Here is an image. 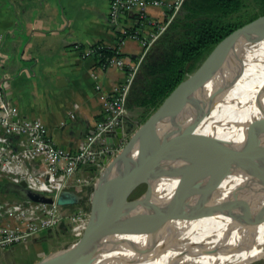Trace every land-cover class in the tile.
I'll return each mask as SVG.
<instances>
[{"label":"water","instance_id":"obj_1","mask_svg":"<svg viewBox=\"0 0 264 264\" xmlns=\"http://www.w3.org/2000/svg\"><path fill=\"white\" fill-rule=\"evenodd\" d=\"M264 32V12L234 27L218 39L199 64L180 79L158 105L140 122L126 120L104 140L117 145L116 137L126 134L117 151L98 172L88 194V216L78 237L63 247L49 251L30 264H90L107 235L144 236L167 219L206 213L228 212L242 193L254 185H264V113L250 119L257 123L239 141L220 139L196 155L180 156L163 165L152 160L156 140L169 122L193 98L197 88L227 59L236 41L258 39ZM143 57V56H142ZM240 174L241 189L221 202L212 201L222 179ZM162 180L165 192L155 189ZM145 188L134 196L139 185ZM0 190L19 198L50 202L51 193L25 186L23 181H7ZM77 194L62 189L55 201L74 203ZM62 227L64 223L59 222ZM50 228V227H48Z\"/></svg>","mask_w":264,"mask_h":264},{"label":"crops","instance_id":"obj_2","mask_svg":"<svg viewBox=\"0 0 264 264\" xmlns=\"http://www.w3.org/2000/svg\"><path fill=\"white\" fill-rule=\"evenodd\" d=\"M129 1L113 18L110 0H0V88L17 119L40 121L50 140L62 148L80 145L103 119L106 99L124 81L129 64L142 50L141 40L163 19L171 2ZM134 26L136 34L117 41L120 31ZM117 42L124 64L94 63L91 45ZM12 140L17 147L16 136ZM7 181L0 176V185ZM17 198L0 190V199ZM7 221L13 220L0 217V224ZM53 230L45 228L0 247V264L11 258L14 264L32 263L51 249L46 247Z\"/></svg>","mask_w":264,"mask_h":264},{"label":"bare ground","instance_id":"obj_3","mask_svg":"<svg viewBox=\"0 0 264 264\" xmlns=\"http://www.w3.org/2000/svg\"><path fill=\"white\" fill-rule=\"evenodd\" d=\"M264 113V32L238 39L220 68L200 84L190 102L166 126L153 148V162L196 155L219 138L239 141L256 127L250 119ZM217 134V133H216ZM214 139V140H213ZM240 174L220 182L221 202L237 189ZM168 186L162 180L156 191ZM264 256V185L241 194L228 212L167 219L144 236L107 235L90 264H244Z\"/></svg>","mask_w":264,"mask_h":264},{"label":"built area","instance_id":"obj_4","mask_svg":"<svg viewBox=\"0 0 264 264\" xmlns=\"http://www.w3.org/2000/svg\"><path fill=\"white\" fill-rule=\"evenodd\" d=\"M146 0H138L143 4ZM156 3V0H152ZM182 0H171L169 15L155 30L141 40L142 50L128 66L125 79L114 87L104 103V117L89 130L75 150L55 145L46 135L45 126L36 119H17L0 88V176L12 182L23 181L26 187L51 193L52 201H36L25 198L0 199V217L13 221L0 224V247L23 240L42 229L58 225L62 221L71 234L82 231L88 216L85 200L98 172L119 148L104 140V135L116 126L131 119L125 104L129 83L148 45L163 29L178 9ZM129 0H110L109 13L115 17ZM133 34H136L134 31ZM91 49H89V52ZM124 64L122 57H110L107 63ZM16 136L17 147L12 139ZM83 168H87L86 172ZM62 189L74 191L78 199L74 203L59 204L55 198Z\"/></svg>","mask_w":264,"mask_h":264},{"label":"trees","instance_id":"obj_5","mask_svg":"<svg viewBox=\"0 0 264 264\" xmlns=\"http://www.w3.org/2000/svg\"><path fill=\"white\" fill-rule=\"evenodd\" d=\"M153 23L155 30L169 15ZM264 12V0H182L176 12L148 45L129 83L125 104L134 122L142 121L170 89L191 72L212 45L234 27ZM135 26L118 33L119 41ZM94 63L122 56L116 45L90 46ZM139 184L130 197L143 189Z\"/></svg>","mask_w":264,"mask_h":264},{"label":"rangeland","instance_id":"obj_6","mask_svg":"<svg viewBox=\"0 0 264 264\" xmlns=\"http://www.w3.org/2000/svg\"><path fill=\"white\" fill-rule=\"evenodd\" d=\"M128 115L131 118V113H130L129 110H128ZM135 124H137V122H135ZM213 131H215V133ZM212 132L215 134V136H216L215 138H217V140H220L219 136L222 133V131L220 129H213V130H211V133ZM123 135H124V137L122 138L121 144L123 143V141L126 138V134H123ZM121 144H120V146H121ZM142 187L144 189L145 188V185L143 184ZM85 204H86V206L88 208V200H85ZM53 228H54V230H53V232H51V233H53V236H51L52 238L50 240V243L47 244V247H46L47 249H49V248H51V249H49L48 251H46V253L49 252V251L55 250L57 248L63 247L65 245H67V244H70L77 237V235L71 234V231L67 228V226L65 224H64L63 227L62 226L59 227L58 225H56V226H53ZM27 254H29V252ZM9 260L10 261L8 262V264H14L13 263V260L14 259L11 258ZM201 264H208L207 257H205L202 260V263ZM244 264H264V256L256 257L254 259H251V260L247 261Z\"/></svg>","mask_w":264,"mask_h":264}]
</instances>
